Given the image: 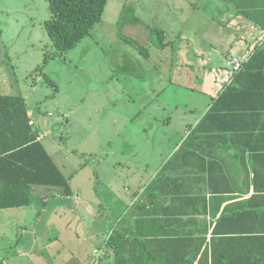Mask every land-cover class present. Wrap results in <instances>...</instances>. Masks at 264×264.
Segmentation results:
<instances>
[{
	"label": "crops",
	"instance_id": "crops-1",
	"mask_svg": "<svg viewBox=\"0 0 264 264\" xmlns=\"http://www.w3.org/2000/svg\"><path fill=\"white\" fill-rule=\"evenodd\" d=\"M232 18L241 30L237 54L220 52L222 60L219 52L209 54L205 66L216 77L207 75L205 111L178 141L168 149L109 145L94 175L83 174L86 166L69 171L59 152H48L72 194L35 186L30 206L0 210V264H27L33 257L32 264H49L43 252L50 244L74 253L68 264H185L181 255L199 243L211 258L216 236L240 238L223 242L229 249L220 251L233 250L238 264L248 257L264 261V50L254 57L264 31L236 9ZM2 67L1 84L10 87ZM233 85L237 91H230ZM205 117V127L193 133ZM235 248L246 254L239 257Z\"/></svg>",
	"mask_w": 264,
	"mask_h": 264
},
{
	"label": "rangeland",
	"instance_id": "rangeland-1",
	"mask_svg": "<svg viewBox=\"0 0 264 264\" xmlns=\"http://www.w3.org/2000/svg\"><path fill=\"white\" fill-rule=\"evenodd\" d=\"M220 2L109 0L100 23L61 54L45 29L52 16L47 0H0V65L11 77L10 88L1 84L6 71L0 73V95L27 98L42 143L49 153H60L69 171L86 166L83 174L94 175L109 145L168 149L205 111L207 75L216 77L205 66L209 54L219 52L220 60V52L237 54L241 30L229 22L235 8ZM125 5L136 10L141 24L124 32L147 47L149 59L118 36ZM153 29L165 30V50L152 44ZM50 245L43 252L49 264L73 259L69 249Z\"/></svg>",
	"mask_w": 264,
	"mask_h": 264
},
{
	"label": "trees",
	"instance_id": "trees-1",
	"mask_svg": "<svg viewBox=\"0 0 264 264\" xmlns=\"http://www.w3.org/2000/svg\"><path fill=\"white\" fill-rule=\"evenodd\" d=\"M224 1L235 7L237 15L246 17L264 31V0ZM47 2L52 16L46 21L45 29L57 51L64 54L76 48L100 23L109 0H47ZM140 24L141 19L136 15V10L125 5L117 24L118 36L133 46L143 58L149 59L150 52L147 47L128 37L124 32L127 27ZM165 38V30L151 31V42L157 49H166L168 44ZM263 50L264 43L262 50L256 51L254 57ZM125 70L130 71L127 68ZM133 71H136V68ZM229 89L237 91L236 85L230 86ZM205 124L206 117L193 133H197L196 129L205 127ZM192 138L193 135L189 136L185 142H192ZM35 186L61 188L68 196L72 194L70 180L64 176L40 141L39 131L31 121L27 99L23 96L0 95V210L30 206ZM219 232L221 231L217 233ZM225 239H218L217 236L213 238L211 258L209 248L203 243H199L196 248L187 246L188 251L184 252L181 258L185 264H193L196 260L199 264H238L237 260L233 259V250L230 249L223 254L220 251L223 242L231 244L238 242L240 238ZM220 241L222 244L219 245ZM223 246L224 249H229L228 245ZM234 251L239 257L246 254L238 252L236 248ZM240 264H264V261H253L248 257L247 261Z\"/></svg>",
	"mask_w": 264,
	"mask_h": 264
},
{
	"label": "built area",
	"instance_id": "built-area-1",
	"mask_svg": "<svg viewBox=\"0 0 264 264\" xmlns=\"http://www.w3.org/2000/svg\"><path fill=\"white\" fill-rule=\"evenodd\" d=\"M240 66L241 65L239 63L235 62V70H239Z\"/></svg>",
	"mask_w": 264,
	"mask_h": 264
}]
</instances>
